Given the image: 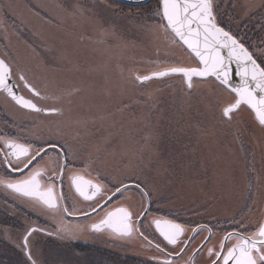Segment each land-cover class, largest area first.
I'll list each match as a JSON object with an SVG mask.
<instances>
[{"label":"rangeland","instance_id":"obj_1","mask_svg":"<svg viewBox=\"0 0 264 264\" xmlns=\"http://www.w3.org/2000/svg\"><path fill=\"white\" fill-rule=\"evenodd\" d=\"M158 5L131 10L112 0H0V57L24 97L58 111L21 110L1 92L0 106L16 121L17 134L70 139L81 174L115 188L139 184L165 217H172L175 207L184 216L209 209L228 219L242 213V226L257 228L264 221V127L254 114L241 106L224 117L223 108L235 97L212 78H194L190 90L179 75L136 79L173 66H197L173 35L153 22ZM232 5L228 11L214 8L218 24L264 67V0ZM151 10L155 13L148 16ZM21 75L47 99L33 97ZM133 192L118 195L116 205L138 198ZM2 195L0 264H32L21 243L31 220L23 217L14 226L17 217L7 206L13 194ZM140 201L142 209L133 216L146 206ZM105 233L106 249L126 253L129 236ZM36 239L29 241L36 264H131L113 251L110 257L102 249L80 252ZM217 240L218 250L221 237ZM132 242L155 257L135 236Z\"/></svg>","mask_w":264,"mask_h":264},{"label":"snow or ice","instance_id":"obj_2","mask_svg":"<svg viewBox=\"0 0 264 264\" xmlns=\"http://www.w3.org/2000/svg\"><path fill=\"white\" fill-rule=\"evenodd\" d=\"M158 8L157 15L163 22L161 27L170 32L174 41L182 44L198 63L194 67H169L156 71L151 76H138L136 79L147 81L153 77L179 75L183 77L184 83L190 90L193 88L194 78H199L201 81L214 78L220 86L228 88L235 97L233 102L223 108L224 117L229 118L241 106H247L254 113L259 125L264 127V67L257 63L242 43L218 24L214 12L215 0H159ZM233 64L236 68L235 75L240 80L238 85L231 84ZM11 75L10 65L0 59V90L6 92L16 105L36 113L58 111L56 108L46 109L39 106L33 99L18 95L8 83ZM19 79L33 97L38 100L47 99L37 88L29 84L24 76L21 75ZM54 148L55 146L53 150ZM0 153L3 156L0 163L6 164L11 171L20 173L19 178H13L5 172L0 175V185L11 193L28 198L34 204L49 211H56L58 202L64 197L57 195L54 177L58 176L61 183L63 182V174L67 168V155L61 158V154L56 153V159L49 161L52 165L51 175H49L41 163L48 155V149L44 147L33 148L30 143H21L16 137L3 135L0 136ZM69 180L76 193L85 201H92L97 196L102 200L107 196L103 203L101 200L95 201L96 207L92 209V212H96L97 209L103 210L115 196L122 195L128 190V186L122 185L116 187L115 191L109 195L105 192L103 184L93 183L79 173H73ZM136 188H140L139 184ZM141 195H144L143 191ZM63 211L67 212L68 209L64 208ZM146 212L147 209L141 215H145ZM133 215V211L127 206L107 210L97 223L90 225V230L94 232L108 230L109 234L121 238L129 236L134 230ZM152 223L159 236L173 249L168 254L177 257L182 255L185 251V248L181 247L182 237L186 231L185 226L170 219H154ZM199 230L200 228L193 229V236L182 242L185 245L191 243ZM205 230L209 231V236L205 238L207 243L211 239V230L206 228ZM31 231L35 229L30 230L28 235ZM28 235L24 237L26 250L29 246ZM233 239L235 243L229 247V241ZM156 247L164 251L159 244ZM177 248L179 251H174ZM27 255L32 264H36V261L32 260L30 251ZM208 255L210 258L214 257L211 259V264H264V222L259 223L255 231L250 234L239 230L227 234L220 241L219 249L209 248ZM158 264H173V262L165 258Z\"/></svg>","mask_w":264,"mask_h":264},{"label":"flooded vegetation","instance_id":"obj_3","mask_svg":"<svg viewBox=\"0 0 264 264\" xmlns=\"http://www.w3.org/2000/svg\"><path fill=\"white\" fill-rule=\"evenodd\" d=\"M233 3L234 0H215V9L219 10V8H223L225 11H228L227 9H233ZM14 127H17L16 121L6 117L2 106H0V136L11 135L18 138V141L21 143L27 142L32 144L33 148L44 147L48 149V155L44 157V160L41 163L47 169L49 175H51L52 168V165L49 163V161L56 159V153L59 152L61 154V158H63L65 154L67 155V168L63 174V182L61 183L58 176L54 177L56 180V193L58 196L62 195L64 197V199L58 202L59 206L54 212L34 204L28 198L19 197L17 194L11 193L3 185H0V197H4L2 193L5 195L7 192L13 194V196L10 197L6 196L8 203L7 206L10 208L8 210L12 211L15 218L17 217L15 220L11 221L13 222V225L16 226L23 217H25V219L31 220L28 230L21 241L23 247L24 237L29 234L30 230L35 229V231H31V234L28 235L29 241L32 237L36 236L37 239L34 241V243H40L42 245H48L51 247L61 245V248H72L79 250L80 252H99L100 249H102L101 251L106 250L105 252L113 251L116 253V258L118 260L129 259L131 260V262L129 261L131 264L132 261L137 262V264H158L159 261L165 258L172 260L173 264H211V259H214V257H209L208 249H217V239L219 236L222 240L227 234L232 233L235 230L240 231L242 227L244 228L242 232L246 231V233H250L256 229V227H253L252 225L242 226V213H240L235 219H228L218 217L216 214L214 215L209 209H201L200 212L194 210L193 212L189 213L188 216H184L181 214L180 209L175 207L173 216L165 217L164 215L160 214V211L154 209L155 206L153 207V203H150L148 193L145 192L141 186L139 189H137V184L131 182L124 185L128 186V189L135 188V191L137 192H133V194H138V198L129 197L126 202L116 205V202L118 201L117 195L110 203L106 205L103 210L97 209L96 212H92V209L96 207L95 201L101 200V197L97 196L92 201H85L71 186L69 177L73 173L81 174L80 171H82L83 167L76 164L77 159L74 160L76 157H74V151L71 150L72 147L69 145L70 139L57 138L55 141H48L37 136H20V134H17L18 130L16 131L13 129ZM18 129L20 130V128ZM53 146H55L54 150ZM2 159L3 156L2 153H0V160ZM5 172H7L8 175L13 178H19L20 176V173L13 172L6 164L0 163V175H3ZM84 178L88 179L85 176ZM93 183L96 182L93 181ZM106 186L108 187L106 192L107 194L110 195L115 191V185ZM141 191H143L144 195H141ZM140 198L144 200V206L146 205L145 207L143 206L144 209L142 212H145V209H147V212L145 215L140 214L139 216H133L134 230L131 235H129V239L130 242L133 243L132 238L135 236L140 241V244L143 243L145 246L156 252L155 257H147L145 255L147 252L141 251V253L138 251V247L136 245L132 247L131 243L127 245L128 249L126 253H121V255L120 252H117V250L114 251L110 248L106 249L105 246H103L102 241L107 237L105 231H109L104 230L101 232H94L90 230V225L97 223L104 216L105 211L114 209L116 207L127 206L134 212L139 211V209H142ZM106 199L107 196L103 197L101 202L103 203V200ZM14 200H19L20 202L16 203ZM64 208H67L68 211L64 212ZM15 212H17V214H15ZM152 215L160 216L161 218H150L149 216ZM59 216H61L62 219H60ZM154 219H170L177 223L183 224L186 231L182 237V241L193 236V229L200 228V230L195 235V238L191 241V243L185 245L181 241V247L185 248V251L182 253V255L178 257L175 255L170 256L168 253L173 251V249L171 246L167 245L166 241H164L163 238L159 236V233L155 230V226L152 223ZM136 228L139 230L136 231ZM205 228L211 230V239L208 240L207 243H205V238L209 236V231L205 230ZM70 231L79 234L76 236L71 234ZM145 237H147V239H145ZM5 239L7 242V238ZM213 242H215L214 245L212 244ZM157 244L160 245V248L164 249L163 252L156 247ZM231 245L232 244H229L228 246L230 247ZM29 250L31 251L33 249L28 246V249H25L24 254L27 255ZM174 251H179V248L174 249ZM113 254L114 253L110 252L109 256L112 257Z\"/></svg>","mask_w":264,"mask_h":264},{"label":"water","instance_id":"obj_4","mask_svg":"<svg viewBox=\"0 0 264 264\" xmlns=\"http://www.w3.org/2000/svg\"><path fill=\"white\" fill-rule=\"evenodd\" d=\"M112 1H114V2H117V3H119V4H123V5H128V6H142V5H145V4H147L150 0H112ZM159 20H160V22L159 23H156V25H158V24H161V23H163L162 21H161V19H160V16H159ZM170 33V32H169ZM171 34V33H170ZM179 43V42H178ZM107 44V43H106ZM180 44V43H179ZM182 45V44H181ZM183 46V45H182ZM183 48L186 50V48L183 46ZM187 51V50H186ZM188 52V51H187ZM0 59H2L1 57H0ZM195 59V58H194ZM4 60V59H3ZM5 61V60H4ZM198 63V62H197ZM232 69H233V75H232V80H231V84L232 85H238L239 83H240V80H239V77H237L236 75H235V71H236V68H235V64H233L232 66ZM212 79H214V78H212ZM215 80V79H214ZM216 81V80H215ZM217 82V81H216ZM8 83H9V85L10 86H12L13 88H14V90L16 91V93L18 94V95H22L21 94V92L19 91V89H18V86H17V83L14 81V79H13V76L11 75V79L8 81ZM218 83V82H217ZM219 84V83H218ZM24 86V85H23ZM225 88V87H224ZM225 89H227L228 91H229V89L228 88H225ZM28 90V89H27ZM0 92L5 96V97H7L13 104H15V102L7 95V93L6 92H4V91H2V90H0ZM230 92V91H229ZM233 94V93H232ZM234 95V94H233ZM23 96V95H22ZM26 98V97H25ZM27 99H29V98H27ZM16 105V104H15ZM18 108H20L21 110H24V111H30V110H27V109H23V108H21L20 106H18V105H16ZM247 107V106H246ZM248 108V107H247ZM249 109V108H248ZM250 110V109H249ZM251 111V110H250ZM30 112H33V111H30ZM252 112V111H251ZM42 113H44V114H48L49 112H42ZM253 113V112H252ZM254 114V113H253ZM255 116V115H254ZM264 222V221H263Z\"/></svg>","mask_w":264,"mask_h":264},{"label":"trees","instance_id":"obj_5","mask_svg":"<svg viewBox=\"0 0 264 264\" xmlns=\"http://www.w3.org/2000/svg\"><path fill=\"white\" fill-rule=\"evenodd\" d=\"M154 4H159V3H157L156 0H150L147 4L142 5V6H128V5H123V4H121V5L124 6V7H130L131 10H134V9H139V8H147V9H150V7H152ZM155 10H157V8ZM155 10H151V12H148V16L154 14L155 13ZM133 20L134 19H132L131 21H133ZM159 21H160L159 18L158 19L156 18L153 22L154 23H158ZM133 23H134V21H133Z\"/></svg>","mask_w":264,"mask_h":264}]
</instances>
